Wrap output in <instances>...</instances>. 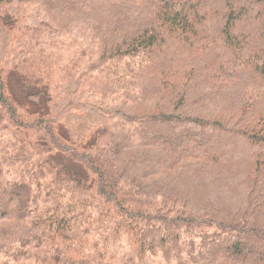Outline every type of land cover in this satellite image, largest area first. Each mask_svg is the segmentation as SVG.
Listing matches in <instances>:
<instances>
[{
  "label": "trees",
  "instance_id": "16d2710c",
  "mask_svg": "<svg viewBox=\"0 0 264 264\" xmlns=\"http://www.w3.org/2000/svg\"><path fill=\"white\" fill-rule=\"evenodd\" d=\"M0 264H264V0H0Z\"/></svg>",
  "mask_w": 264,
  "mask_h": 264
}]
</instances>
